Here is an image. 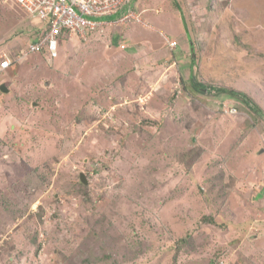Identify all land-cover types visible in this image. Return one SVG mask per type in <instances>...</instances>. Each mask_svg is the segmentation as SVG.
Segmentation results:
<instances>
[{"label":"rangeland","instance_id":"rangeland-1","mask_svg":"<svg viewBox=\"0 0 264 264\" xmlns=\"http://www.w3.org/2000/svg\"><path fill=\"white\" fill-rule=\"evenodd\" d=\"M133 2L0 72V264H264V0Z\"/></svg>","mask_w":264,"mask_h":264},{"label":"built area","instance_id":"built-area-1","mask_svg":"<svg viewBox=\"0 0 264 264\" xmlns=\"http://www.w3.org/2000/svg\"><path fill=\"white\" fill-rule=\"evenodd\" d=\"M28 16L43 21L37 39L25 46L14 60L26 58L36 51L58 53L61 40L67 35H86L107 23H127L140 20L133 10V0H10ZM5 57L0 61V71L11 64Z\"/></svg>","mask_w":264,"mask_h":264},{"label":"trees","instance_id":"trees-1","mask_svg":"<svg viewBox=\"0 0 264 264\" xmlns=\"http://www.w3.org/2000/svg\"><path fill=\"white\" fill-rule=\"evenodd\" d=\"M193 58L194 57H192V62L194 61V64H195V60ZM190 79H191V83L193 84L194 88H196L197 90H205L206 88L209 87L208 85H206L202 81L194 80L192 76L190 77ZM215 90H217L218 93L223 91V92H226V93H230L231 95L238 96V98L242 99L247 104H252V101L249 98V96H247V94H245V93L242 94V93H240L239 91H237L235 89H230L228 87H219V88L215 87ZM252 107H253V109L255 111L258 110V111L261 112V108L258 107L257 104L254 103Z\"/></svg>","mask_w":264,"mask_h":264},{"label":"clouds","instance_id":"clouds-1","mask_svg":"<svg viewBox=\"0 0 264 264\" xmlns=\"http://www.w3.org/2000/svg\"><path fill=\"white\" fill-rule=\"evenodd\" d=\"M98 27H99V26H98ZM95 29H96V28H95ZM39 30H40V29H39ZM39 30H38L37 35L35 36L34 40L37 39V36H38V34H39V32H40ZM90 30H94V29H90ZM67 36L70 37L71 35H67ZM80 36H81V35H80ZM85 36H86V35H85ZM83 37H84V36H83ZM62 40H63V39H62ZM62 40H61V42H62ZM61 42H60V44H61ZM58 48H59V47H58ZM21 50H22V49H21ZM21 50H20V51L18 50V54L21 52ZM18 54H17V55H18ZM17 55H15V56H14V55H13V56H10V55H8L7 53H4V52L2 53V52H1V54H0V61H1L2 59H4L5 57L10 58L11 61H12L11 64H10L7 68H5V69H3V70H1V71H5V70H7L8 68H10L13 64H15V63H20L21 61H24V60H25V58L20 59V60H14V59L17 57ZM57 55H58V53H57ZM1 71H0V72H1ZM2 83H4V82H2ZM2 83H1V84H2ZM5 84H6V83H5ZM0 86H1V85H0ZM6 86H7V85H6Z\"/></svg>","mask_w":264,"mask_h":264},{"label":"water","instance_id":"water-1","mask_svg":"<svg viewBox=\"0 0 264 264\" xmlns=\"http://www.w3.org/2000/svg\"><path fill=\"white\" fill-rule=\"evenodd\" d=\"M0 88L2 89V91H9L5 83H2L1 86H0ZM82 180L84 182H86V179L85 178H83Z\"/></svg>","mask_w":264,"mask_h":264}]
</instances>
